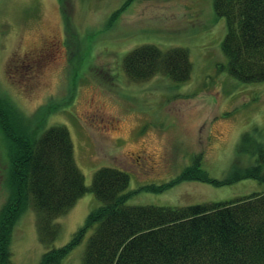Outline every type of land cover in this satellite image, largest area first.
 <instances>
[{"label": "rangeland", "instance_id": "374dc122", "mask_svg": "<svg viewBox=\"0 0 264 264\" xmlns=\"http://www.w3.org/2000/svg\"><path fill=\"white\" fill-rule=\"evenodd\" d=\"M225 33L212 0H0V119L19 139L65 125L85 184L101 167L123 169L130 204L186 206L264 191V179L224 181L259 165L264 150V81L223 70ZM145 44L186 49L189 76L130 78L123 58ZM6 137L0 121L1 218L15 193ZM196 170L216 182L175 181ZM98 204L90 191L79 197L55 219L59 233L48 243L27 200L14 213L12 264H38ZM89 234L60 264L82 263Z\"/></svg>", "mask_w": 264, "mask_h": 264}, {"label": "trees", "instance_id": "16d2710c", "mask_svg": "<svg viewBox=\"0 0 264 264\" xmlns=\"http://www.w3.org/2000/svg\"><path fill=\"white\" fill-rule=\"evenodd\" d=\"M212 4L226 22L221 42L226 57L223 70L241 82L264 81V0H212ZM123 68L132 79L161 73L180 83L189 76L191 64L182 47L145 44L124 56ZM7 120V116L0 119L12 145L9 158L15 193L8 198L5 212L11 216H0V264H12L11 229L19 206L30 201L42 240L49 243L59 233L55 219L88 191L98 206L67 243L44 252L38 264H60L88 233L81 264H264V191L186 206L130 204L134 192L123 169L101 167L85 184L65 125H51L35 138L19 139ZM257 161L259 165L224 181L263 180L257 170L264 162V150H258ZM196 172L175 181L216 182L203 171Z\"/></svg>", "mask_w": 264, "mask_h": 264}]
</instances>
